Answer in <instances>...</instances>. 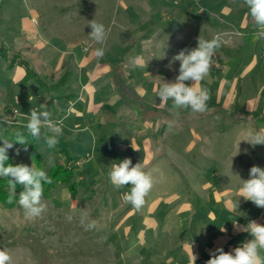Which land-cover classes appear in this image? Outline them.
Returning a JSON list of instances; mask_svg holds the SVG:
<instances>
[{"label":"crops","instance_id":"0c3cea01","mask_svg":"<svg viewBox=\"0 0 264 264\" xmlns=\"http://www.w3.org/2000/svg\"><path fill=\"white\" fill-rule=\"evenodd\" d=\"M227 1L230 4H225V0H118L115 19L119 25L113 39L124 40L115 41L125 46L126 50L121 51L126 54L112 58V51L105 50L104 56L98 58L95 50L101 45L90 38L87 42L81 39L70 42L69 53H61L63 49L56 47L52 51L45 49L44 56L55 64L56 78L68 77L63 93L67 98L53 105L59 109L58 121L79 127L80 123L89 122L92 111L101 125L127 117L126 130L130 135L123 139L136 157L153 156L165 148L166 142L168 149L186 157V165L199 175L197 180L201 185L189 197L193 200L149 203L142 225L153 232L147 239L145 230L139 228V245L148 246L151 255H156L154 264H192L190 245L196 256L195 264H206L215 249L222 247L231 252L252 238L247 232L237 230L234 222L246 226L255 220L264 225V208L239 198L238 193L252 166L264 168V145L252 146L243 140L249 130L264 129V40L254 38L256 26L247 14L248 9L237 6L240 0ZM216 35L222 37L223 43L214 55L224 71L213 69L201 82L210 93L208 111L194 114L190 109L180 110L185 118L182 128L169 132L166 141L158 139L155 132L162 125L156 118L158 114L140 117L139 112L124 105L114 85L115 74L129 78V84L149 105L171 115L168 109L172 101L167 106L161 105L157 99L160 85L152 78L175 80L179 62H173V57L181 50L197 47L200 36L211 40ZM22 56L41 78L45 77L33 68L31 59ZM136 56L142 58L143 64L132 68L128 61ZM117 59L119 62L114 63ZM72 61L74 65L70 64ZM16 67L21 70L17 81H23L26 72ZM32 83L39 88L32 87L36 96L26 95L17 100L41 110V106L48 104L43 93L46 91L35 81ZM227 131L237 132L232 135L233 142L237 146L247 142L249 149L230 153L221 145V151H212L214 142L223 140ZM69 157L66 155V161ZM238 200L239 207H231L230 201ZM129 214L136 215L134 210ZM161 229L165 231L164 240L158 234ZM127 231L129 236L131 230ZM122 257L126 264L127 259ZM141 260L139 253L131 258L138 264Z\"/></svg>","mask_w":264,"mask_h":264},{"label":"rangeland","instance_id":"374dc122","mask_svg":"<svg viewBox=\"0 0 264 264\" xmlns=\"http://www.w3.org/2000/svg\"><path fill=\"white\" fill-rule=\"evenodd\" d=\"M117 2L118 0H0V45L4 44L9 49L10 56L19 53L27 56L31 59L33 68L49 79L56 77L57 72L54 70L55 64L51 63L48 56H44L45 49L52 51L56 47L63 49L61 53H69L70 42L79 39L87 42L91 32L88 23L94 19L103 23L107 30V38L101 47L104 51L111 50V57L116 58L117 55L126 54L125 46L115 41L123 43L124 40L113 39L119 25L115 19ZM225 2L230 4L227 0ZM240 5L247 8L243 5V0L237 3L238 7ZM42 49L44 51L41 52ZM113 62L118 63L119 59ZM8 63L9 60L0 55V143H3L6 136L11 139L17 131L27 133L22 125L27 123L25 117L32 108L23 105V100L18 102L17 98L36 96L37 92L32 87L39 89L34 83L26 84L22 79L17 81L21 70L18 67L8 69ZM70 64L74 65V61ZM213 69L224 71L212 67L211 70ZM123 79L130 83L129 78ZM152 79L158 85L162 80H174L166 77ZM43 93L48 100L49 94ZM41 110L49 111L54 121L60 118L56 106L46 104V109L41 106ZM94 113L92 111L89 115L88 123H80L79 127L62 121V135L54 148H48L43 137L37 139L39 151L43 154L41 169L49 176L53 166L68 165L66 155L71 156L70 165L75 169L77 186L76 190L71 191L65 184H56L50 198H43L47 210L39 218H26L20 205L10 210L0 209V249L11 253L13 264H124L122 256L127 259L126 264H138L131 261L132 256L138 253L142 257L140 264H154L153 258L156 255H151L148 246L139 245V228L145 230L147 239L153 232L142 225V217L149 203L193 200V197H189L201 183L197 180L199 175L186 165V157L172 153L166 142L165 148L154 152L153 156L136 157L129 148L130 144L123 139L130 135L126 130L129 119L121 117L119 121L101 125L99 118L93 116ZM157 114L156 118L162 124L155 132L159 135L158 139L166 141L169 132L182 128V120L185 119L183 113L174 117L173 114L160 110ZM170 119L178 121L171 130L168 128ZM155 127L157 129L158 125ZM42 132L50 134L43 129ZM234 133L237 134L234 131L224 132L225 138L216 140L212 151H221V145L230 153L233 150L249 149L247 142L243 146H237L233 142ZM162 143L161 141L160 145ZM17 148L20 149L19 155L16 154ZM9 151L17 164L38 168L31 156L30 145L25 151L23 146L15 144ZM49 157L52 159L51 165ZM125 158H130L133 165L143 162L145 171H151L156 180L145 198V204L139 210L122 199L123 193L129 190L128 187L117 190L109 180L111 164ZM176 195L178 199L175 198ZM132 210L135 211V216H130ZM85 214L87 219L82 223ZM91 221H95L96 227L88 229L86 225ZM127 229L131 230L129 236L126 235ZM164 232L163 229L158 231L163 240L166 238Z\"/></svg>","mask_w":264,"mask_h":264},{"label":"clouds","instance_id":"9594fccd","mask_svg":"<svg viewBox=\"0 0 264 264\" xmlns=\"http://www.w3.org/2000/svg\"><path fill=\"white\" fill-rule=\"evenodd\" d=\"M243 5L248 9V15L256 26L254 33L256 40H264V0H243ZM91 27L90 38L97 44L103 45L107 38V30L103 23L96 22L94 19L89 21ZM240 35H243L242 33ZM223 43L220 35L214 36L211 40L198 38V45L193 49L181 50L173 57V62H179V74L172 82L161 81L157 91V97L162 106H167L168 101H172L169 112L174 117L179 116L182 109H190L192 113L203 114L208 111L207 102L210 99L209 90L201 85V82L209 75L213 67V57L218 48ZM98 58L104 56L102 47L95 50ZM132 68L143 64L140 56L131 57L128 61ZM191 82V83H187ZM30 99V98H29ZM46 109V106H42ZM27 123L22 125L33 138L41 139L48 148H54L62 135V121H54L52 114L47 110L32 108L26 115ZM177 120L168 122L171 130ZM46 130L45 134L42 132ZM247 141L252 146L264 145V129L259 131L249 130L246 134ZM3 146H0V177L6 178L10 187L8 203H12L16 198V185H22L23 190L19 192L18 204L24 210L28 219H35L42 216L47 210V205L43 201L44 184H50L51 178L45 170L29 167L23 163H9V150L19 144L27 151L28 141L23 132L17 131L14 140L3 139ZM240 142V141H239ZM20 149H16L19 155ZM49 164L52 159L49 157ZM109 180L117 190L128 187V191L123 193L122 199L125 203L131 204L139 210L145 204V198L150 193L156 180L151 171H145L144 163L138 162L133 165L130 158H125L121 162H114L110 166ZM239 198L251 201L255 206L264 208V168L252 166L249 178L242 180L238 189ZM231 207H239L238 201H230ZM87 219V215L82 219V223ZM86 227L92 229L96 227L95 221L87 223ZM234 227L239 231H244L252 237L235 247L231 252H226L222 247L210 252V259L206 264H264V225L255 220L249 221L246 226L235 224ZM221 231H224L221 230ZM191 262L195 264L196 256L192 252L190 245ZM0 264H13V256L7 250L0 249Z\"/></svg>","mask_w":264,"mask_h":264},{"label":"trees","instance_id":"16d2710c","mask_svg":"<svg viewBox=\"0 0 264 264\" xmlns=\"http://www.w3.org/2000/svg\"><path fill=\"white\" fill-rule=\"evenodd\" d=\"M9 52H10L9 49L5 47L4 44L0 45V55L9 60L7 66L8 69L10 70L14 69L16 66L22 67L26 72L23 81L26 84L35 81L41 89L46 91L49 94L48 104L54 105L56 102L67 98L63 94L64 89L67 85V80H68L67 75L58 78H56L55 76H52L49 79H47L46 77L41 78L32 69L29 62L22 55L14 54L10 56ZM114 85L117 92L121 96L124 105L139 112L140 117L148 118L156 115L157 112H160L158 109L149 105L141 96H139L135 92L133 87L130 84H128V81L126 79H123L121 74L118 72L114 76ZM24 135L26 136L28 144L30 145L31 156L33 160L37 163L38 168L41 169V161L43 158V154H41L39 151V145L36 143L37 139L33 138L32 136H28L27 133H24ZM14 138H15V134H13V137L11 139H9L8 136L5 137V139L8 140H14ZM0 146H3V143H0ZM8 155H9V163H12L14 165L17 164L14 155L10 151ZM71 160L72 158L69 157L68 165L58 164L52 167L49 173V177L51 178L52 182L50 184H44L43 198L45 199L50 198L51 191L58 183L67 185L69 190L71 191L76 190L77 182L75 181V169L73 165H70ZM22 190H23V186L17 184L16 185L17 196L12 203H8V197L10 193L8 180L6 178L0 177V209L10 210L19 206L18 195L19 192H21Z\"/></svg>","mask_w":264,"mask_h":264},{"label":"built area","instance_id":"2783aa9c","mask_svg":"<svg viewBox=\"0 0 264 264\" xmlns=\"http://www.w3.org/2000/svg\"><path fill=\"white\" fill-rule=\"evenodd\" d=\"M213 67L216 69H224V67L220 64L218 57L216 55L213 57Z\"/></svg>","mask_w":264,"mask_h":264}]
</instances>
